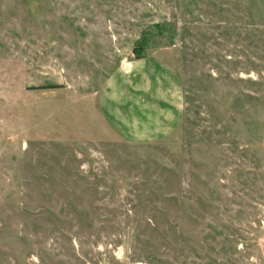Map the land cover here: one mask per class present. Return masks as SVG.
<instances>
[{"label": "rangeland", "instance_id": "1", "mask_svg": "<svg viewBox=\"0 0 264 264\" xmlns=\"http://www.w3.org/2000/svg\"><path fill=\"white\" fill-rule=\"evenodd\" d=\"M147 56L181 112L135 139L100 91ZM0 264H264V0H0Z\"/></svg>", "mask_w": 264, "mask_h": 264}, {"label": "crops", "instance_id": "2", "mask_svg": "<svg viewBox=\"0 0 264 264\" xmlns=\"http://www.w3.org/2000/svg\"><path fill=\"white\" fill-rule=\"evenodd\" d=\"M179 98V80L167 64L150 56L135 57L109 74L100 91V106L122 134L151 139L176 125Z\"/></svg>", "mask_w": 264, "mask_h": 264}]
</instances>
